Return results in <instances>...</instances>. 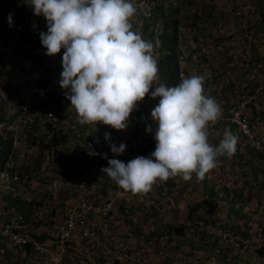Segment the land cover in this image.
I'll return each instance as SVG.
<instances>
[{
  "label": "crops",
  "instance_id": "0c3cea01",
  "mask_svg": "<svg viewBox=\"0 0 264 264\" xmlns=\"http://www.w3.org/2000/svg\"><path fill=\"white\" fill-rule=\"evenodd\" d=\"M9 14L12 16L11 26L8 22ZM42 31H47L44 17L35 16L26 0H0V119L2 120L16 117L17 111L12 103L13 96L17 91L16 86L26 85L31 79L39 78L38 68L55 67L58 72L51 73L50 79L59 85L63 49L55 58L45 55L46 50L42 47L39 37V33ZM138 32L140 31L138 30ZM3 48H7L8 52H11L10 55H7L8 57L1 53ZM18 88L20 89V86ZM138 106H142L141 102ZM70 107L71 103L63 112V117H71L74 120L75 131L56 130L52 134H45L41 141L31 138L28 141L24 157L16 156L18 149H13L12 145L7 143L10 144L11 149L4 164L18 168L23 177L30 182L27 183L30 188L39 187L43 183L40 180L51 179L49 177L52 174L49 172H53L54 176H57L58 179L55 180L57 183L64 185V187L62 186L63 190L44 192L37 197L38 201L34 199L31 202H25L8 198L5 203L8 205L12 204V201H21V204L25 205L24 212L27 213V216L23 232L33 234L39 242L49 240L52 232V229L49 228H53L60 220L61 212L81 198V194H79L81 192L78 190L81 182H78L79 185L66 183L64 177L67 176L57 174L60 169L54 164L49 167V163H47L48 158L51 161L62 163V161H58V156L53 154L58 151L57 139H65L63 134L66 135L68 132L73 133L76 137L82 136L78 139L81 142L82 138L84 139L83 133H85L88 135L87 141L84 140L85 143L91 148L97 146L99 149L104 138V135L101 138L99 136L102 129L104 128L106 131L110 129L109 126L101 124L97 126V131L90 126H79L77 114L74 110H69ZM140 109V113L136 109L131 116L135 117L144 112L142 117H148L146 114L151 113L152 108H145L144 111L142 108ZM251 119L254 120L255 126L259 120L264 122V97L260 101L251 103ZM143 124L136 122L132 129H126L124 132V134L134 133L130 145L133 149L132 153L136 150L138 156H141V150L146 147V139H154V130L157 126L152 121ZM148 125L153 128L152 134L145 131ZM80 128H82V132H80ZM100 128L102 129L100 130ZM134 128L139 129L140 133L146 134H137L134 132ZM225 129L231 130V125L222 122L214 127L209 126L210 144L218 145L223 138ZM263 131L264 128L262 134H264ZM49 140L55 142L54 146H50L52 155L43 156L42 163L36 167L34 159L29 161L27 157L29 148L47 145ZM78 147H81L80 143ZM154 150L144 156H149ZM132 153L130 157L124 159L126 163L135 158ZM80 156L78 162L85 164L88 161L87 154L81 152ZM228 158L226 155L219 157L216 168L206 174L203 179H198L193 174V179L187 182L179 177L170 178L167 181L158 180L150 193L161 200L159 199L156 206L151 207L153 218L156 221L149 220L148 227L139 217H145L146 213L145 207L143 208V205L140 204L131 206L133 209L129 211L130 207L125 203L116 202L114 210L108 218L101 219L90 216L99 241L120 254L128 253L129 260L126 264H231L236 260L228 245L214 236L206 235L203 228L208 223H221L236 233L237 225H246L245 227L251 230L252 240L257 243L256 246H253L256 253L251 251V261L246 263L264 264V152H247L238 159L239 161L230 162V165H228ZM80 170L81 167L76 173V177L79 179L82 177ZM95 175L96 173H93V177L89 179L96 182ZM246 179H251V182L247 183ZM95 190L93 194L98 195ZM216 197L220 199L215 200ZM246 206L250 207L251 217L249 219L243 218V209L245 210ZM129 212H134L136 217L132 221L124 220V217L122 219V214ZM103 256L104 253L100 247H89L84 239L77 236L69 243L65 264H113L107 262ZM236 258L238 257L236 256ZM2 264L44 263L39 257L32 255L30 248L26 247L9 252Z\"/></svg>",
  "mask_w": 264,
  "mask_h": 264
},
{
  "label": "clouds",
  "instance_id": "9594fccd",
  "mask_svg": "<svg viewBox=\"0 0 264 264\" xmlns=\"http://www.w3.org/2000/svg\"><path fill=\"white\" fill-rule=\"evenodd\" d=\"M35 16L46 21L40 32L45 55L61 52L59 86L70 101L69 110L77 123L97 131L101 124L120 132L129 127L130 116L146 96L159 98L151 111L155 150L147 157L137 156L127 163L108 159L103 174L120 189L146 194L159 181L179 177L191 181L193 174L203 179L216 168L218 158L231 157L238 137L225 129L218 145L209 142V125L222 118L216 99L206 94V75L184 77L175 86H154L159 73L162 42L145 40L134 30L138 7L132 0H26ZM12 25V16L8 17ZM146 133L152 134L148 125ZM104 139L114 156L122 155L126 145ZM99 141L97 140V143ZM95 154V153H93Z\"/></svg>",
  "mask_w": 264,
  "mask_h": 264
},
{
  "label": "rangeland",
  "instance_id": "374dc122",
  "mask_svg": "<svg viewBox=\"0 0 264 264\" xmlns=\"http://www.w3.org/2000/svg\"><path fill=\"white\" fill-rule=\"evenodd\" d=\"M132 3L134 5L143 3L144 5H147V7L152 12L153 17L151 19L143 18L141 11L137 14L140 17L139 19L144 20V23H142L143 26L140 27V33L142 34V38L145 40L154 42L157 40L159 35L165 32L163 22L155 17L159 7V12L165 14L168 20L170 19L172 21H177V50L181 77L184 78L192 75H206V94L214 97L223 110L222 118L215 124H210V127H214L222 122L231 125L226 120L228 111L237 103L243 101L248 102L246 104L247 106L245 108V114L249 116L250 120L253 122L254 130L261 137L263 143L262 149L259 151H254L253 149L246 148L240 151L236 145L235 153L227 159V161H229L228 165H230V162L234 163L236 160L239 161L238 159H240V157L247 152H264V134H262L264 122L259 120L257 126H255L254 120L251 119V103L260 101V99L264 97V0H132ZM237 12H241L242 15L237 16ZM132 23L134 30L138 32V25H135L134 22ZM243 23L248 26V32H244L242 29ZM245 33L251 36V42L248 45L246 42L242 43V37ZM1 53L7 56L10 55L11 52H8L7 48H3V52ZM159 54L164 55L165 53L159 52ZM48 61L50 62V59ZM49 65L52 64L49 63ZM37 70V73L40 74L38 79H31L26 85L20 84L16 86L17 91L15 92L12 101L16 111H18L21 104V98L24 92L23 90L39 84H41L40 86L50 87V89H56L59 87V85L54 80L50 79L51 73L58 72L55 67L44 66L40 69L38 68ZM60 72H62V65L60 67ZM19 86L20 89L18 88ZM251 98H254L255 100L253 99V101ZM158 102H155L151 96H146L141 102L142 106H138L137 111L139 112V110H141L140 108H142L143 111L146 110L145 108L153 109L158 105ZM53 104H56V96L53 98ZM67 108L65 110H67ZM143 113L144 112H141L140 115L135 117L130 116V123L127 129H132L134 127V123L136 122L143 124L147 123V121H152L151 113L146 114L148 117H142L145 114ZM143 118L149 119L141 120ZM259 128L261 129L260 131ZM81 129L82 128H80V130ZM101 129L102 128H100V130ZM134 129V132L137 134H146L140 133L139 129ZM68 130L72 132L75 131L76 128L74 130ZM111 130L112 128L107 131ZM107 131L103 128L101 135H99L100 138ZM231 131L232 133L234 131L232 125ZM42 132V130H32L31 134L33 133L34 135L32 137L33 140L41 141L45 135V133L43 134ZM80 132H82V130ZM124 132L125 131H120L119 133L124 134ZM83 134L84 139L82 138L81 142H79L78 139L82 136L76 137L73 133L68 132L66 135L63 134L65 139L61 140L58 138V151L54 152L53 154L54 156H58V161H62V163L57 161L55 162L54 160L51 161L50 158H48L49 161L47 163H49V167L56 165V167L60 169L57 174H63L64 176H67L64 177V181L66 183L70 182L78 184V182H81V184H83L86 189L89 185L95 182L89 178L93 177V173H96L95 178L97 180L95 182V192L99 194L100 191V195L103 197V199L113 198L114 188L111 184L112 181L101 171L102 168L108 166V160L103 158L104 154L101 151V147L99 149L97 146L91 148L85 143V141H87L86 138L88 135L85 133ZM128 134L134 135V133L131 132H128ZM128 134L124 135L127 137ZM82 142L85 143V148L84 143ZM48 143L49 144L47 145H38V148H29V154L26 155L29 158V161L34 159L36 167L42 163L41 158L43 156L52 155V149H50V146H54L55 142L49 140ZM79 143L83 148L78 147ZM132 151L133 149L131 148L130 153L126 156H123L121 161L126 163L124 159L126 157H130ZM81 152H85L88 156V161L85 164L78 162V159L81 157ZM137 152L138 151L135 150L132 153V155L134 154L135 158L138 156ZM39 153L44 154L39 155ZM17 155H19V153H17L16 156ZM90 163L93 165V167ZM80 167L81 170L79 172L81 174L80 176L82 177L79 179L76 177V173ZM49 173L52 174L49 177L51 178V181L58 179L57 176H54L53 172ZM246 181L249 183L251 182V179H246ZM153 196L154 200L152 205H145L143 202L139 201H135L134 203H121H125V205L130 207L128 208L129 211H131L130 209H133L131 206L136 204L143 205V208L145 207L146 209V213L144 214L145 217H139L142 218L141 221H144L145 226L148 227L150 225L149 220L156 221V219L153 218L151 207L156 206V203L160 199L155 197V195ZM37 199L38 198H36L35 201H38ZM219 199L220 198L216 197L215 200ZM12 202L18 206L22 214L25 215L26 219L27 213L25 214L24 212L25 205L21 204V201ZM148 209L149 212L147 211ZM243 214L244 219H249V217H251L250 207H247L245 210L243 209ZM121 217L122 219L124 217V220L132 221L136 215L134 212H129L127 214H122ZM119 219L121 220L120 217ZM245 226L246 225H237L236 233H234L231 228L224 227L221 223H208V225L203 228V231L206 233V235L214 236L228 245L231 254L234 253L233 255H235L236 260L231 264H247V261H251V251L255 252L253 246H256L257 243L252 240L251 230ZM49 229L51 230L52 228L50 227ZM219 231L221 233H219ZM223 233L235 239L240 244V248H232L231 245L222 238L221 235ZM32 235L33 234H31V236ZM32 237L35 238L34 235ZM243 243H246V245L243 246ZM236 256L238 258H236Z\"/></svg>",
  "mask_w": 264,
  "mask_h": 264
},
{
  "label": "built area",
  "instance_id": "2783aa9c",
  "mask_svg": "<svg viewBox=\"0 0 264 264\" xmlns=\"http://www.w3.org/2000/svg\"><path fill=\"white\" fill-rule=\"evenodd\" d=\"M141 11L143 18L151 19L152 12L143 3L136 5ZM242 13L237 12V16ZM136 15L132 22L138 25V30L144 23L142 19ZM244 32H248V26L242 25ZM140 33V32H139ZM141 34V33H140ZM142 35V34H141ZM242 43L248 45L251 42V36L245 33L242 37ZM246 47V46H245ZM38 78H34L36 80ZM161 84L158 76L154 86ZM35 85L25 89L21 98L17 115L14 119H0V149L10 143L14 148L18 149L19 155L24 157L27 151L28 141L34 136L32 130H42L43 134H52L56 130L75 129L76 125L71 117H63V112L69 105V101L65 98L64 90L61 87L50 89V87ZM56 96V104H53V98ZM254 98H251L253 100ZM159 98H156V101ZM255 100V99H254ZM253 100V101H254ZM155 101V102H156ZM248 102H240L235 104L227 114V121L234 128V135L238 137L237 146L239 150L250 148L254 151L262 149V140L260 135L254 130L253 122L249 116L245 114L246 104ZM110 133L111 142L119 146L120 143L126 145L125 152L120 156H114L109 147V142L103 138L100 144L101 151L107 155L108 159H119L130 153L131 141L133 135L127 137L112 129ZM126 137V138H125ZM22 157V158H23ZM24 178L18 168L12 165L3 164L0 168V264L9 252L20 248L29 247L32 255L39 257L44 264H65L69 243L75 237L84 239L89 247H100L104 253L103 258L113 264H126L129 260V254L118 253L107 247L99 241L95 231L94 224L91 223L90 216L106 219L114 210L116 202L134 203L135 201L143 202L145 205H152L154 196L151 193L132 194L120 189L113 181L114 188L113 198L103 199L98 194L94 195L96 189L95 183L86 189L80 183L78 190L81 192V198L78 202L67 206L60 216V220L52 228L49 240L39 242L37 239L24 231L25 217L15 204L6 205L8 198H14L25 202H31L44 192H56L63 190L64 185L51 179H43V183L39 187H31L30 183ZM69 187V184H67ZM63 186V187H62ZM219 233H221L219 231ZM222 238L231 245L232 248H240V244L232 237L223 233ZM245 246L246 243H243ZM87 251V249H86Z\"/></svg>",
  "mask_w": 264,
  "mask_h": 264
},
{
  "label": "trees",
  "instance_id": "16d2710c",
  "mask_svg": "<svg viewBox=\"0 0 264 264\" xmlns=\"http://www.w3.org/2000/svg\"><path fill=\"white\" fill-rule=\"evenodd\" d=\"M160 8V7H159ZM156 12L155 17L160 19L163 22L165 32L157 39L162 42L159 52H164V55L159 54V76L161 83L166 86H175L177 85L182 77L179 69V60H178V29L177 21L168 20L165 14L162 12ZM155 13V12H154ZM146 147L141 150V156L146 155L150 151L155 149L154 139H146ZM10 144L5 145L0 149V168L3 166L5 159L10 153Z\"/></svg>",
  "mask_w": 264,
  "mask_h": 264
}]
</instances>
